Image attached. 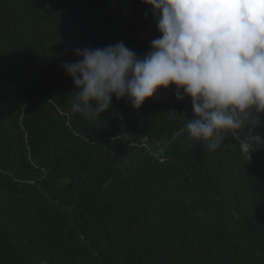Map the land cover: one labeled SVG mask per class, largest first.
Returning <instances> with one entry per match:
<instances>
[{"label":"trees","instance_id":"trees-1","mask_svg":"<svg viewBox=\"0 0 264 264\" xmlns=\"http://www.w3.org/2000/svg\"><path fill=\"white\" fill-rule=\"evenodd\" d=\"M159 35L141 0H0V264H264V148L189 139L174 86L71 113L74 49Z\"/></svg>","mask_w":264,"mask_h":264},{"label":"clouds","instance_id":"clouds-1","mask_svg":"<svg viewBox=\"0 0 264 264\" xmlns=\"http://www.w3.org/2000/svg\"><path fill=\"white\" fill-rule=\"evenodd\" d=\"M141 2L151 6L160 33L144 55L120 41L74 49L80 59L61 65L77 90L71 113L100 117L113 97L139 110L174 86L177 100H191L189 139L215 151L243 133L239 150L250 161L264 148V132L256 131L264 128V0Z\"/></svg>","mask_w":264,"mask_h":264}]
</instances>
